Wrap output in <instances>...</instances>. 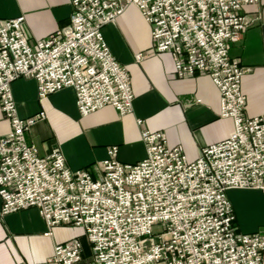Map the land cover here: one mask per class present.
Segmentation results:
<instances>
[{
  "label": "built area",
  "instance_id": "2783aa9c",
  "mask_svg": "<svg viewBox=\"0 0 264 264\" xmlns=\"http://www.w3.org/2000/svg\"><path fill=\"white\" fill-rule=\"evenodd\" d=\"M259 2L71 0L69 23L35 45L23 31L24 16L0 19V107L10 122L0 135V221L36 207L46 234L81 226L90 257L82 238H73L54 245L48 262L55 264H264V232L236 230L227 196L231 188L264 192V119L245 114V68L229 54L250 26L243 8ZM132 5L151 27L154 51L171 52L177 77L210 76L220 117L231 118L234 130L190 160L163 131L144 129L145 157L121 162L111 145L95 178L68 167L60 147L42 155L28 142L45 113L20 117L11 85L33 78L40 98L73 88L81 116L106 105L131 113L130 72L112 54L103 27Z\"/></svg>",
  "mask_w": 264,
  "mask_h": 264
},
{
  "label": "crops",
  "instance_id": "0c3cea01",
  "mask_svg": "<svg viewBox=\"0 0 264 264\" xmlns=\"http://www.w3.org/2000/svg\"><path fill=\"white\" fill-rule=\"evenodd\" d=\"M72 11L71 0H0V19L24 16L23 31L31 45L66 26ZM242 13L250 26L229 54L245 68L241 82L247 97L245 114L264 119V0L245 6ZM103 34L114 57L130 72L133 111L119 115L106 105L81 116L73 88L64 87L40 98L33 78H18L11 90L19 116L45 113L27 132L28 142L35 143L40 154L58 145L68 167L83 168L97 178L111 145L118 146L121 162L134 164L145 157L144 129L163 131L168 143L181 145L190 160H195L203 147L233 132V120L220 117L219 91L210 76L177 77L171 52L154 51L151 27L136 6L106 24ZM139 52L144 56L141 61L135 57ZM9 130L10 122L0 107V135ZM227 196L236 215V230L264 232L263 191L231 188ZM47 231L36 207L7 214L0 221V264H55L48 259L56 243L83 237L76 226H55L50 234ZM83 242L89 258L85 237Z\"/></svg>",
  "mask_w": 264,
  "mask_h": 264
},
{
  "label": "rangeland",
  "instance_id": "374dc122",
  "mask_svg": "<svg viewBox=\"0 0 264 264\" xmlns=\"http://www.w3.org/2000/svg\"><path fill=\"white\" fill-rule=\"evenodd\" d=\"M33 126V125H32ZM32 128V127H31ZM35 144V143H34ZM36 145V144H35ZM37 146V145H36ZM54 147H59L58 145H55V146H53V148ZM38 148V147H37ZM61 149V148H60ZM52 150V149H51ZM69 226H73V225H69ZM73 227H75V226H73ZM78 230L81 232V234L83 235V233H84V229L80 226V227H78ZM83 237H84V235H83ZM83 237H81L82 238V242H83ZM83 249H84V257L85 258H87L86 257V255H85V253H86V249H85V247H84V242H83Z\"/></svg>",
  "mask_w": 264,
  "mask_h": 264
}]
</instances>
